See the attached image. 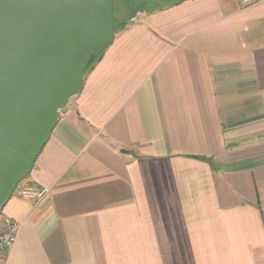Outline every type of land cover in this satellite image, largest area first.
Masks as SVG:
<instances>
[{"label":"crops","instance_id":"obj_1","mask_svg":"<svg viewBox=\"0 0 264 264\" xmlns=\"http://www.w3.org/2000/svg\"><path fill=\"white\" fill-rule=\"evenodd\" d=\"M141 7L2 217L3 264H264V0Z\"/></svg>","mask_w":264,"mask_h":264},{"label":"water","instance_id":"obj_2","mask_svg":"<svg viewBox=\"0 0 264 264\" xmlns=\"http://www.w3.org/2000/svg\"><path fill=\"white\" fill-rule=\"evenodd\" d=\"M169 8L187 0H146ZM116 0H0V217L116 36Z\"/></svg>","mask_w":264,"mask_h":264},{"label":"built area","instance_id":"obj_3","mask_svg":"<svg viewBox=\"0 0 264 264\" xmlns=\"http://www.w3.org/2000/svg\"><path fill=\"white\" fill-rule=\"evenodd\" d=\"M259 0H244L245 3H254ZM50 193V187L38 183L23 181L17 186L14 194L34 203L43 201ZM21 230V223L9 217H0V264H3L5 255L16 244Z\"/></svg>","mask_w":264,"mask_h":264},{"label":"trees","instance_id":"obj_4","mask_svg":"<svg viewBox=\"0 0 264 264\" xmlns=\"http://www.w3.org/2000/svg\"><path fill=\"white\" fill-rule=\"evenodd\" d=\"M134 1H137V0H124V2H120L119 3V6L117 7V3H118V0H116V2H115V7H114V14H115V18H116V33L119 31V30H121V29H123L129 22H130V20H128L129 19V16L127 15H125L122 19H120V18H118L117 17V13H116V9L118 8V10L119 11H121L122 13H126L128 10H130V3L131 2H134ZM140 1H144V2H147V3H150L149 1H146V0H140ZM120 20L121 21H124L122 24H119V22H120ZM105 47H107V46H105ZM105 47H102V48H100V50L102 49H104ZM98 51V50H97ZM95 53H96V51L94 52V54H93V58H92V60H91V62H90V64H89V66H88V68H87V70H86V73H88V71L89 70H91L92 69V67L94 66V64L98 61V59L100 58V57H98L97 59H96V61H94V55H95Z\"/></svg>","mask_w":264,"mask_h":264},{"label":"rangeland","instance_id":"obj_5","mask_svg":"<svg viewBox=\"0 0 264 264\" xmlns=\"http://www.w3.org/2000/svg\"><path fill=\"white\" fill-rule=\"evenodd\" d=\"M120 2H124V0H118V3H117V7L119 6V3ZM154 5V4H153ZM156 6V5H154ZM141 9V7H138L136 5V8L135 7H132L130 6V10H128L126 13H122L121 11L118 10V8L116 9V13H117V17L122 19L125 15L129 16V19L128 20H131L138 12V10ZM123 20V19H122ZM124 21H121L119 22V24H122ZM102 49H98V51H96L95 55H94V61H96V59L100 56V53H101ZM87 74V73H86Z\"/></svg>","mask_w":264,"mask_h":264}]
</instances>
